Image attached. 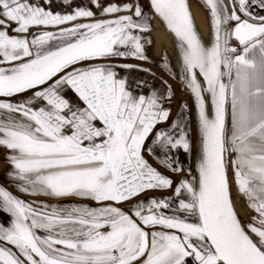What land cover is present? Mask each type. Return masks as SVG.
Wrapping results in <instances>:
<instances>
[{
	"label": "snow or ice",
	"instance_id": "obj_1",
	"mask_svg": "<svg viewBox=\"0 0 264 264\" xmlns=\"http://www.w3.org/2000/svg\"><path fill=\"white\" fill-rule=\"evenodd\" d=\"M201 3L0 0V264H264V0Z\"/></svg>",
	"mask_w": 264,
	"mask_h": 264
},
{
	"label": "rangeland",
	"instance_id": "obj_2",
	"mask_svg": "<svg viewBox=\"0 0 264 264\" xmlns=\"http://www.w3.org/2000/svg\"><path fill=\"white\" fill-rule=\"evenodd\" d=\"M193 1H194V7L199 8L202 12H204V14H206V17L208 19L207 9L203 7L202 3L199 0H193ZM144 2H145V7H147L146 0H144ZM154 28L157 29V27H154ZM152 39H153V43L148 48V55L150 57V62L145 64V67L150 68L151 71L155 73L157 77H162L164 80L172 82V88L176 90V95L173 98V103L171 105V109H172L171 118H174L177 116L179 112L180 102L182 100H187L188 103L191 104V100H189L187 96L183 94V91L181 89V84L177 82L175 78H173L172 75L171 77H169L166 73H163L161 67L158 66L160 63L161 57L162 55H164L165 52L167 55H172V50H171L172 48L168 45L166 39L163 37L159 29H157V31L152 34ZM195 146H196V136H195V132L193 131L192 133V152L194 151ZM194 157L195 155H193V158ZM182 158L185 159V156H183ZM187 163H189L188 158H187ZM4 170H6V168L2 167V172H0V177H4V179H7L5 175L6 172L4 173ZM161 171H163V169H161ZM11 190L14 191V189H11ZM149 195H152V193H149ZM233 195H235V192L233 193ZM25 199H28V197H25ZM37 199H43V198H37ZM50 202H54V201H50ZM69 203H71V201ZM236 211L239 213V216L242 220H247L248 209L243 202L236 204Z\"/></svg>",
	"mask_w": 264,
	"mask_h": 264
},
{
	"label": "water",
	"instance_id": "obj_3",
	"mask_svg": "<svg viewBox=\"0 0 264 264\" xmlns=\"http://www.w3.org/2000/svg\"><path fill=\"white\" fill-rule=\"evenodd\" d=\"M200 2H201V0H199ZM142 2L145 4V2H144V0H142ZM146 2H147V0H146ZM208 13V12H207ZM208 20H209V17H208ZM194 21H195V19H194ZM160 25H161V27H162V30L165 32V34L168 36V38L171 40V42H172V44H173V46H174V48H175V41H174V38L163 28V26H162V24L160 23ZM195 25H196V27H197V29H198V32H199V34L201 35V38H202V40L204 41V42H206L207 44H209L210 45V43H211V37H210V32H209V35H208V38H205L204 36H203V34L201 33V31H200V29H199V27H198V25H197V23H196V21H195ZM169 58H170V60H171V64H172V68H173V71H175L176 73H177V77H178V74H179V67H178V58H177V54H176V56L174 57V58H172V56L171 55H167ZM161 69H162V67H161ZM162 72L163 73H166V74H169L170 72H168V71H166V70H162ZM171 75H172V73H170ZM173 76V75H172ZM175 80L178 82V78H175ZM181 88H182V86H181ZM188 98V97H187ZM171 116H172V109H171ZM195 132V131H194ZM195 136H196V134H195ZM196 147H197V145L194 147V151H193V155H196ZM183 157V155L181 154L180 155V159L182 160V161H184V163L187 165L188 163H187V158L185 157V159H183L182 158ZM0 165H4V166H6L7 168H6V170H4V173L7 171V169H8V164L4 161V157H3V154L2 153H0ZM8 182H7V179H4V177H0V185H4L5 187H8V184H7ZM9 190L10 191H12L11 190V188H9ZM17 195H19V193H17Z\"/></svg>",
	"mask_w": 264,
	"mask_h": 264
},
{
	"label": "bare ground",
	"instance_id": "obj_4",
	"mask_svg": "<svg viewBox=\"0 0 264 264\" xmlns=\"http://www.w3.org/2000/svg\"><path fill=\"white\" fill-rule=\"evenodd\" d=\"M189 4H190V8L193 14V17L201 31V33L203 34V36L205 38H208L209 32H210V27H209V22L208 19L206 17V14H204V12H202L199 8L194 7V1L193 0H189ZM208 14V13H207ZM152 25L154 27H157V29H159L161 31V34L163 35V37L166 39L168 45L172 48V58H174L176 56V50L171 42V40L168 38V36L165 34V32L162 30V27L160 25V23L156 20L152 21ZM169 77H171V74H167ZM182 89V88H181Z\"/></svg>",
	"mask_w": 264,
	"mask_h": 264
},
{
	"label": "crops",
	"instance_id": "obj_5",
	"mask_svg": "<svg viewBox=\"0 0 264 264\" xmlns=\"http://www.w3.org/2000/svg\"><path fill=\"white\" fill-rule=\"evenodd\" d=\"M2 167H5V168H7L6 166H4V165H0V172H2ZM69 203L70 201H59V202H57V201H54V202H50L49 201V203ZM71 202H78V201H71ZM248 218V217H247Z\"/></svg>",
	"mask_w": 264,
	"mask_h": 264
},
{
	"label": "flooded vegetation",
	"instance_id": "obj_6",
	"mask_svg": "<svg viewBox=\"0 0 264 264\" xmlns=\"http://www.w3.org/2000/svg\"><path fill=\"white\" fill-rule=\"evenodd\" d=\"M170 79V78H169ZM168 83L172 86V82L168 81ZM174 111V109H173ZM170 193H165V195H169Z\"/></svg>",
	"mask_w": 264,
	"mask_h": 264
}]
</instances>
